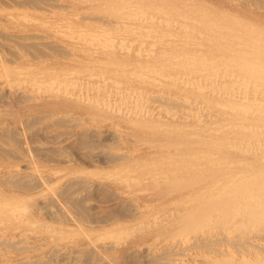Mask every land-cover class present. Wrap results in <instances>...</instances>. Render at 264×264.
<instances>
[{"label": "rangeland", "instance_id": "374dc122", "mask_svg": "<svg viewBox=\"0 0 264 264\" xmlns=\"http://www.w3.org/2000/svg\"><path fill=\"white\" fill-rule=\"evenodd\" d=\"M237 1L0 0V55L2 54L0 56V122L2 121V124L0 123V155L4 153L3 156H0V191H3L0 192V207L2 206L0 209V215H2L0 217V242L3 241L0 243L1 264H34V262H37L35 264H164L165 261L166 264H175V261L176 263L179 261V264H184V262L185 264H264V208L262 207L264 199L257 208H254L256 206L254 200L249 196L240 201L241 206L232 208L231 211L225 210L221 206H213L215 209L209 212L213 217L212 222L209 220L197 224V221L191 218L192 213H197L201 208L203 210V202H206L210 197L209 190H215L214 178L216 176L221 173L224 179L227 175L225 171L233 172V174L242 172L248 175L251 171L258 169L261 163H264L263 156L256 155L263 154L264 147L258 148V150L254 143L257 137L263 140V134L251 137L253 148L248 146L242 150L226 145L219 146V144L207 148L206 140L210 137L209 135L206 140L202 141L194 139L195 137L192 135L189 136L190 139L193 138L191 139L192 144L189 145L191 148L187 151L188 144L185 145V140H183V138L186 139L183 136L185 130L198 129L202 136L205 133L204 130H207L205 129L207 125L216 129L214 134L218 132L215 137L219 140L220 137H225L219 135L223 131L222 128L225 130V122L231 121L230 118L235 114V112L226 111L218 102L219 99L230 96L237 100L240 94L238 91L231 90L232 74L230 73L233 72V66L230 64L226 67L223 65V61L232 62L234 56L239 55L240 52L231 54L230 50L237 49L242 39L238 38V41L231 36L230 39L229 34L232 31H229L226 25L231 24L237 30L240 26L245 27V25L251 24V28L258 26L264 30V23L261 22L264 21V0ZM2 18L6 20H2ZM208 21L218 25L209 29L206 26ZM28 26L29 28H27ZM21 34L22 36H20ZM13 35L14 37H12ZM50 38L52 39L47 41ZM122 41H125V45ZM31 52L32 54H30ZM228 55L234 56L226 59L225 56ZM37 65L38 68H35ZM14 68L18 71H15ZM75 69L76 71H74ZM32 70H34L33 74ZM32 75L35 76L32 77ZM176 76L178 77L175 78ZM19 80L22 84L19 83ZM212 85L215 87L214 91L210 88ZM180 86L182 89L179 88ZM44 87L48 92L45 91L46 89L44 90ZM247 95L260 97L259 91L252 93V89L247 92ZM10 96H13L12 99ZM168 97L171 99H166ZM2 99H4V103L1 101ZM173 110L176 112L174 113ZM7 113H9L8 116ZM252 116L247 117V122L255 121L256 118ZM77 127L78 130H76ZM172 129L174 132H170ZM240 131L235 130L234 134L226 135H230L238 141L242 138V131ZM99 135L100 138H98ZM230 136L228 137L229 141H231ZM179 143L185 144L179 146ZM248 150H251L250 153ZM95 151L99 154H96ZM199 155H203L202 158ZM168 156L170 157L168 158ZM196 157L199 158L196 159ZM164 160L166 161L165 165V162H162ZM181 162L182 165L179 164ZM115 165L118 166L115 167ZM199 172L202 174L196 178ZM211 175H213L212 178H210ZM124 176L126 180H124ZM120 183L123 185L121 186ZM134 194L136 195L134 196ZM112 195L116 197L113 198ZM8 196H11V200ZM17 196L19 197L17 198ZM5 197L8 199L6 200ZM5 201H11V203H4ZM55 201L62 202V205ZM130 205L132 206L130 207ZM182 205L184 206L182 207ZM129 211L132 217L129 216ZM157 211L161 213L159 212V214ZM256 211L257 213L253 214ZM112 213L113 215H110ZM229 215L231 220L228 219ZM250 221L251 223H249ZM112 227L115 229H111ZM182 233L187 236H183ZM188 238L191 241L190 244L186 243ZM136 244L138 245L136 246ZM157 255L163 258H158ZM254 255L256 256L254 257ZM166 256L168 257L166 258ZM142 259L144 260L142 261ZM19 260L21 261L18 262ZM156 260L158 261L156 262Z\"/></svg>", "mask_w": 264, "mask_h": 264}, {"label": "bare ground", "instance_id": "6f19581e", "mask_svg": "<svg viewBox=\"0 0 264 264\" xmlns=\"http://www.w3.org/2000/svg\"><path fill=\"white\" fill-rule=\"evenodd\" d=\"M26 1V0H25ZM55 1V0H54ZM212 1V0H211ZM237 1V0H236ZM257 1V0H256ZM205 2V1H204ZM203 2V3H204ZM218 2V1H217ZM226 2H228V1H226ZM225 2V3H226ZM238 2V1H237ZM249 2V1H248ZM134 3V2H133ZM207 3V2H206ZM214 3V2H213ZM212 3V4H213ZM250 3V2H249ZM257 3V2H256ZM2 4V3H1ZM8 4V3H7ZM14 4V3H13ZM32 4V3H31ZM38 4V3H37ZM40 4H41V2H40ZM48 4H50V3H48ZM127 4V3H126ZM130 4H132V3H130ZM46 5V4H45ZM74 5V4H73ZM13 6V5H12ZM15 6H17V5H15ZM80 6H82V5H80ZM132 6V5H131ZM219 6V5H218ZM245 6H246V4H245ZM23 7V6H22ZM49 7V6H48ZM82 7H84V6H82ZM143 7V6H142ZM193 7V6H192ZM227 7V6H226ZM229 7V6H228ZM259 7V6H258ZM5 8V7H4ZM7 8V7H6ZM5 8V9H6ZM18 9H19V7H17ZM21 8V7H20ZM75 8H77V7H75ZM260 8H263V7H260ZM16 9V8H15ZM137 9V8H136ZM34 10V9H33ZM60 10V9H59ZM134 10H135V8H134ZM201 10V9H200ZM208 10V9H207ZM233 10V9H232ZM253 10H255V9H253ZM262 10V9H261ZM2 11H4L3 9H2ZM7 11H9L8 9H7ZM36 11V10H35ZM47 11V10H46ZM118 11V10H117ZM131 11V10H130ZM138 11V10H137ZM142 11V10H141ZM156 11H158V10H156ZM203 11V10H202ZM231 11V10H230ZM140 12V11H139ZM247 12V11H246ZM7 13V12H6ZM49 13V12H48ZM64 13V12H63ZM135 13H138V12H135ZM163 13H164V11H163ZM234 14V13H233ZM254 14H256V13H254ZM4 15V14H3ZM17 15V14H16ZM59 15V14H58ZM242 15V14H241ZM256 15H258V14H256ZM5 16V15H4ZM61 16V15H60ZM154 16V15H153ZM260 16V15H259ZM235 17V16H234ZM56 18V17H55ZM58 18V17H57ZM64 18V17H63ZM68 18V17H67ZM239 18V17H238ZM249 18H251V17H249ZM257 18V17H256ZM5 19V18H4ZM3 18H2V20H4ZM234 19V18H233ZM6 20V19H5ZM37 20V19H36ZM57 20V19H56ZM63 20V19H62ZM61 20V21H62ZM240 20V19H239ZM257 20V19H256ZM10 21V20H9ZM47 21V20H46ZM156 21H157V19H156ZM174 21V20H173ZM194 21V20H193ZM235 21H236V18H235ZM242 21V20H241ZM12 22V21H11ZM52 22H54V21H52ZM129 22H131V21H129ZM261 22H263L264 23V21H261ZM14 23H15V21H14ZM134 23V22H133ZM17 24V23H16ZM22 24H24V23H22ZM132 24V23H131ZM168 24V23H167ZM174 24V23H173ZM20 25V24H19ZM117 25V24H116ZM161 25V24H160ZM218 24H216V23H214V22H210V21H208L207 23H206V26L209 28V29H212V28H214V26H217ZM251 25V24H250ZM250 25H245V27H242V26H240V24H239V29H237V30H235L234 29V26H232L231 24H229V25H226L227 26V28L229 29V31H232L230 34H229V38H230V36L232 37V38H236V39H242L240 42H239V47L237 48V49H235V50H230V51H232L231 52V54L233 53H237V52H240L239 53V55L238 56H234V55H228V56H225L226 57V59L228 58V57H230V56H234V60L232 61V62H230V61H223V65H225L226 67L227 66H229L230 64L233 66V72L232 73H230V74H232V77H231V82H232V91H238V92H240V94H239V98L237 99V100H235L233 97H228V98H222V99H219L218 100V102L220 103V105L223 107V108H225V110L227 111H230V112H235V114L230 118L231 119V121H228V122H225V130H224V128H222L223 129V131H221V133L219 134L220 136H222V135H224L225 137H218L219 138V140L218 139H216V137H215V135H216V133L218 134V132H216L215 134H214V132L216 131V129H212V127H210L209 125H207V127L205 128V129H207V130H204L205 131V133H203L204 135H202L201 136V132L199 131L198 132V129H196V130H192V131H188V130H185L184 132H183V136L186 138V139H184L183 138V140H185V143H182V144H185V145H187L188 147H186V149H187V151H189L190 149L189 148H191L189 145L190 144H192V140L191 139H193V138H191L190 139V137L189 136H194L195 138L194 139H200L201 141L202 140H206V138L208 137V135L210 136L206 141V143H207V145H206V147L207 148H209L210 146H213L214 144L215 145H218L219 144V146H221V145H226L227 147H231V148H239V149H244L245 147H248V146H251V137H254V136H258L259 134H263L264 135V30H262L261 28H259L258 26H255V27H253V28H251L250 27ZM249 26V27H248ZM25 27V26H24ZM36 27V26H35ZM151 27V26H150ZM164 27H165V25H164ZM180 27V26H179ZM27 28H29V26L27 27ZM56 28V27H55ZM186 28V27H185ZM22 29V28H21ZM36 29V28H35ZM42 29H44V28H42ZM52 29V28H51ZM22 30H24V29H22ZM26 30V29H25ZM205 30V29H204ZM21 31V30H20ZM30 31V30H29ZM55 31V30H54ZM206 31V30H205ZM19 32V31H18ZM44 32V31H43ZM48 32V31H47ZM103 32V31H102ZM165 32V31H164ZM199 32V31H198ZM70 33H72V32H70ZM104 33V32H103ZM108 33V32H107ZM26 34V33H25ZM67 34V33H66ZM87 34V33H86ZM105 34V33H104ZM111 34V33H110ZM110 34H108V35H110ZM176 34V33H175ZM187 34V33H186ZM201 34V33H200ZM24 35V34H23ZM39 35V34H38ZM45 35V34H44ZM50 35V34H49ZM102 35V34H101ZM145 35V34H144ZM162 35V34H161ZM11 36V35H10ZM20 36H22V34L20 35ZM35 36V35H34ZM34 36H32V37H34ZM119 36V35H118ZM167 36H169L170 37V35H167ZM8 37V36H7ZM12 37H14V35L12 36ZM38 37V36H37ZM109 37V36H108ZM10 38V37H9ZM36 38V37H35ZM42 38V37H41ZM112 38V37H111ZM172 38H174V37H172ZM2 39V38H1ZM19 39V38H18ZM25 39H26V36H25ZM29 39V38H28ZM34 39V38H33ZM37 39V38H36ZM45 39V38H44ZM52 38H50L49 40H47V41H50ZM89 39V38H88ZM231 39V38H230ZM239 39H238V41H239ZM13 40V39H12ZM15 40V39H14ZM134 40H135V38H134ZM141 40V39H140ZM11 41V40H10ZM63 41V40H62ZM114 41V40H113ZM136 41V40H135ZM169 41V40H168ZM34 42V41H33ZM32 42V43H33ZM37 42H39V41H37ZM36 42V43H37ZM54 42V41H53ZM74 42V41H73ZM99 42V41H98ZM119 42V41H118ZM123 42V41H122ZM125 42V41H124ZM124 42H123V44H124ZM225 42V41H224ZM2 43V42H1ZM13 43V42H12ZM15 43V42H14ZM13 43V44H14ZM27 43V42H26ZM35 43V44H36ZM43 43V42H42ZM56 43V42H55ZM120 43V42H119ZM147 43V42H146ZM186 43V42H185ZM30 44V43H29ZM29 44H27V45H29ZM44 44V43H43ZM46 44H47V42H46ZM51 44V43H50ZM149 44H150V42H149ZM164 44V43H163ZM8 45V44H7ZM16 45V44H15ZM26 45V44H25ZM32 45V44H31ZM63 45V44H62ZM125 45V44H124ZM123 45V46H124ZM140 45V44H139ZM185 45V44H184ZM190 45V44H189ZM192 45V44H191ZM9 46H11V45H9ZM52 46V45H51ZM61 46V45H60ZM65 46V45H64ZM138 46V45H137ZM14 47V46H13ZM37 47V46H36ZM46 47V46H45ZM54 47H57V46H54ZM112 47V46H111ZM141 47V46H140ZM150 47V46H149ZM215 47V46H214ZM58 48V47H57ZM62 48H64V47H62ZM159 48V47H158ZM16 49V48H15ZM18 49V48H17ZM21 50H22V48H20ZM28 49V48H27ZM27 49H26V51H27ZM30 49V48H29ZM42 49V48H41ZM56 49V48H55ZM125 49V48H124ZM142 49H143V47H142ZM194 49V48H193ZM225 49V48H224ZM24 50V49H23ZM37 50V49H36ZM40 50V49H39ZM63 50V49H62ZM148 50V49H147ZM181 50V49H180ZM199 50V49H198ZM6 51V50H5ZM9 51V50H8ZM59 51V50H58ZM61 51V50H60ZM64 51V50H63ZM144 51H146V50H144ZM35 52H38V51H35ZM41 52V51H40ZM46 52V51H45ZM53 52V51H52ZM133 52H135V51H133ZM213 52V51H212ZM7 53V52H6ZM47 53H49V52H47ZM54 53H55V51H54ZM58 52L56 51V54H57ZM72 53H73V51H72ZM160 53V52H159ZM10 54H12V53H10ZM30 54H32V52L30 53ZM29 54V55H30ZM52 54V53H51ZM60 54V53H59ZM59 54H58V56H59ZM82 54V53H81ZM113 54V53H112ZM137 54V53H136ZM2 55V54H1ZM0 55V56H1ZM19 55V54H18ZM50 55V54H49ZM65 55V54H64ZM72 55V54H71ZM138 55V54H137ZM145 55V54H144ZM186 55V54H185ZM9 56V55H8ZM27 56V55H26ZM42 56V55H41ZM40 56V57H41ZM54 56H57V55H54ZM57 56V57H58ZM82 56V55H81ZM140 56V55H139ZM25 57V56H24ZM51 57H52V55H51ZM56 57V58H57ZM85 57V56H84ZM193 57V56H192ZM225 57H224V59H225ZM1 58V57H0ZM4 58V57H3ZM7 58V57H6ZM13 58V57H12ZM16 58V57H15ZM44 58V57H43ZM48 58H49V56H48ZM55 58V59H56ZM63 58V57H62ZM61 58V59H62ZM74 58V57H73ZM174 58V57H173ZM184 58V57H183ZM9 59V58H8ZM17 59V58H16ZM58 59V58H57ZM10 60V59H9ZM47 60V59H46ZM64 60V59H63ZM62 60V61H63ZM66 60V59H65ZM81 60V59H80ZM142 60V59H141ZM4 61V60H3ZM119 61V60H118ZM34 62V61H33ZM38 62V61H37ZM37 62H36V64H37ZM88 62V61H87ZM35 63V62H34ZM33 63V64H34ZM41 63V62H40ZM53 63H54V61H53ZM61 63V62H60ZM135 63V62H134ZM171 63V62H170ZM200 63V62H199ZM39 64V63H38ZM62 64V63H61ZM71 64H73V63H71ZM99 64V63H98ZM146 64V63H145ZM50 65V64H49ZM82 65V64H81ZM88 65V64H87ZM122 65V64H121ZM120 65V66H121ZM139 65V64H138ZM153 65V64H152ZM187 65H189L188 63H187ZM186 65V66H187ZM21 66V65H20ZM45 66V65H44ZM53 66V65H52ZM76 67H77V65H75ZM74 66V67H75ZM79 66V65H78ZM97 66V65H96ZM111 66V65H110ZM129 66V65H128ZM192 66V65H191ZM22 67V66H21ZM50 67V66H49ZM64 67V66H63ZM70 67V66H69ZM94 67V66H93ZM98 67V66H97ZM175 67V66H174ZM202 67V66H201ZM10 68V67H9ZM35 68H38V65H37V67H35ZM41 68V67H40ZM43 68V67H42ZM41 68V69H42ZM47 68V67H46ZM53 68V67H52ZM62 68V67H61ZM60 68V69H61ZM85 68H86V66H85ZM100 68H102V67H100ZM105 68V67H104ZM141 68V67H140ZM144 68V67H143ZM3 69H4V67H3ZM13 69V68H12ZM15 69V68H14ZM27 69V68H26ZM40 69V70H41ZM45 69V68H44ZM43 69V70H44ZM48 69V68H47ZM46 69V70H47ZM74 69V68H73ZM82 69V68H81ZM98 69V68H97ZM107 69V68H106ZM131 69H133V68H131ZM146 69V68H145ZM162 69V68H161ZM229 69V68H228ZM227 69V70H228ZM231 69V68H230ZM10 70V69H9ZM17 69H15V71H16ZM30 70H31V67H30ZM40 70H38V71H40ZM59 70V69H58ZM62 70H63V68H62ZM61 70V71H62ZM64 70H66V69H64ZM79 70V69H78ZM77 70V71H78ZM87 70V69H86ZM85 70V71H86ZM110 70H112V69H110ZM123 70H124V67H123ZM147 70V69H146ZM150 70V69H149ZM154 70V69H153ZM6 72H7V70H5ZM18 71V70H17ZM22 71V70H21ZM21 71H19V72H21ZM34 70H32L31 71V73L33 72ZM37 71V70H36ZM35 71V72H36ZM55 71V70H54ZM74 71H76V69L74 70ZM113 71H114V69H113ZM126 71V70H125ZM124 71V72H125ZM136 71V70H135ZM156 71V70H155ZM23 73H24V71H22ZM28 72H29V70H28ZM40 72H42V71H40ZM58 72V71H57ZM67 72H70V71H67ZM72 72V71H71ZM83 72V71H82ZM87 72H88V70H87ZM97 72V71H96ZM101 72V71H100ZM116 72H118L117 70H116ZM128 72V71H127ZM126 72V73H127ZM133 72V71H132ZM131 72V73H132ZM151 72V71H150ZM154 72V71H153ZM152 72V73H153ZM178 72V71H177ZM23 73H22V76H24L23 75ZM30 73V72H29ZM38 73V72H37ZM36 73V74H37ZM78 73H80V72H78ZM141 73H143L142 71H141ZM167 73V72H166ZM227 73H229V72H227ZM226 73V74H227ZM1 74H3V73H1ZM27 74V73H26ZM25 74V75H26ZM33 74V73H32ZM41 74V73H40ZM49 74H50V70H49ZM54 74V73H53ZM55 74H56V72H55ZM64 74V73H63ZM62 74V75H63ZM66 74V73H65ZM92 74V73H91ZM104 74V73H103ZM110 74V73H109ZM114 74V73H113ZM130 74V73H129ZM161 74V73H160ZM176 74H178V73H176ZM183 74V73H182ZM17 75H18V73H17ZM20 75V74H19ZM44 75V74H43ZM72 75V74H71ZM98 75V74H97ZM112 75V74H111ZM139 75V74H138ZM156 75H157V72H156ZM163 75V74H162ZM170 75V74H169ZM174 75V74H173ZM222 75V74H221ZM3 76V75H2ZM35 75H32V77H34ZM37 76V75H36ZM46 76V75H45ZM44 76V77H45ZM47 76H49V75H47ZM46 76V77H47ZM54 76V75H53ZM67 76V75H66ZM65 76V77H66ZM69 76V75H68ZM85 76V75H84ZM89 76V75H88ZM91 76V75H90ZM146 76V75H145ZM167 76V75H166ZM171 76V75H170ZM223 76V75H222ZM231 76V75H230ZM19 77V76H18ZM28 77V76H27ZM58 77V76H57ZM59 77H60V73H59ZM58 77V78H59ZM63 77V76H62ZM140 77V76H139ZM154 77H156V76H154ZM165 77V76H164ZM172 77V76H171ZM178 76H176L175 78H177ZM5 78V77H4ZM3 78V79H4ZM23 78H25V77H23ZM36 78V77H35ZM39 78V77H38ZM52 78V77H51ZM54 78V77H53ZM69 78V77H68ZM73 78V77H72ZM75 78V77H74ZM84 78V77H83ZM144 78V77H143ZM158 78V77H157ZM165 78H167V77H165ZM19 79V78H18ZM17 79V80H18ZM27 79V78H26ZM31 79V78H30ZM40 79H42V77H40ZM44 79V78H43ZM64 79V78H63ZM63 79H61V80H63ZM67 79V78H66ZM77 79V78H76ZM80 79H82V78H80ZM86 79V78H85ZM148 79H150L149 77H148ZM154 79V78H153ZM152 79V80H153ZM219 79V78H218ZM7 80V79H6ZM11 80V79H10ZM34 80V78L32 79V81ZM37 80V79H36ZM50 80V79H49ZM48 80V81H49ZM68 80V79H67ZM71 80V79H70ZM79 80V79H78ZM151 80V79H150ZM171 80V79H170ZM176 80V79H175ZM194 80V79H193ZM204 80V79H203ZM8 81V80H7ZM20 81V80H19ZM24 81H25V79H24ZM31 81V82H32ZM35 81V80H34ZM33 81V82H34ZM51 81H53V80H51ZM57 81V80H56ZM64 81V80H63ZM159 81V80H158ZM180 81V80H179ZM26 82V81H25ZM28 82V81H27ZM37 82V81H36ZM55 82V81H54ZM67 82V81H66ZM115 82V81H114ZM127 82V81H126ZM188 82V81H187ZM212 82V81H211ZM223 82V81H222ZM15 83H17V82H15ZM19 83H21L22 84V82L20 81ZM39 83V82H38ZM43 83V82H42ZM89 83H91V82H89ZM129 83V82H128ZM150 83V82H149ZM164 83V82H163ZM168 83H170V82H168ZM177 83V82H176ZM219 83V82H218ZM228 83V82H227ZM18 84V83H17ZM45 84V83H44ZM47 84V83H46ZM62 84V83H61ZM60 84V85H61ZM125 84V83H124ZM158 84V83H157ZM159 84H160V82H159ZM158 84V85H159ZM178 84V83H177ZM187 84V83H186ZM196 84V83H195ZM212 84V83H211ZM16 85V84H15ZM31 85H32V83H31ZM31 85H29V86H31ZM34 85H36V84H34ZM34 85H33V87H34ZM72 85V84H71ZM76 85V84H75ZM163 85V84H162ZM176 85V84H175ZM188 85V84H187ZM218 85V84H217ZM222 85V84H221ZM68 86V85H67ZM85 86V85H84ZM161 86V85H160ZM171 86V85H170ZM173 86V85H172ZM183 86V85H182ZM208 86V85H207ZM215 86H216V84H215ZM230 86V87H231ZM6 87V86H5ZM32 87V86H31ZM52 87H53V85H52ZM51 87V88H52ZM82 87V86H81ZM86 87V86H85ZM144 87V86H143ZM157 87V86H156ZM163 87H164V85H163ZM184 87V86H183ZM205 87V86H204ZM217 87V86H216ZM219 87V86H218ZM3 88V87H2ZM37 88V87H36ZM40 88V87H39ZM74 88V87H73ZM179 88H181V86L179 87ZM211 89H213V91L215 90L214 88V85H212L211 87H210ZM12 89V88H11ZM17 89V88H16ZM46 89V90H45ZM49 89H50V87H49ZM57 89V88H56ZM121 89V88H120ZM150 89V88H149ZM158 89H160V88H158ZM165 89V88H164ZM168 89V88H167ZM182 89V88H181ZM188 89V88H187ZM191 89V88H190ZM189 89V90H190ZM219 89H220V87H219ZM226 89H229L228 87H226ZM250 89H252V93H258V91H259V93H260V97H254V96H252V97H249L248 95H247V92L250 90ZM15 90V89H14ZM26 90V89H25ZM42 90V89H41ZM44 90L45 91H47V88L46 87H44ZM151 90V89H150ZM197 90V89H196ZM203 90V89H202ZM2 91V90H1ZM8 91V90H7ZM12 91V90H11ZM204 91V90H203ZM21 92H22V90H21ZM37 92V91H36ZM48 92V91H47ZM50 92V91H49ZM73 92V91H72ZM124 92H125V90H124ZM146 92V91H145ZM161 92V91H160ZM196 92V91H195ZM202 92V91H201ZM225 92V91H224ZM237 92V93H238ZM46 93V92H45ZM52 93V92H51ZM67 93V92H66ZM140 93V92H139ZM167 93V92H166ZM175 93V92H174ZM11 94V93H10ZM23 94V93H22ZM61 94V93H60ZM68 94V93H67ZM77 94V93H76ZM5 95V94H4ZM17 95V94H16ZM19 95V94H18ZM24 95H25V93H24ZM36 95V94H35ZM49 95V94H48ZM63 95V94H62ZM61 95V96H62ZM182 95V94H181ZM20 96V95H19ZM27 96H30V95H27ZM27 96H25L26 98H27ZM60 96V95H59ZM79 96V95H78ZM136 96V95H135ZM141 96V95H140ZM179 96V95H178ZM183 96V95H182ZM188 96V95H187ZM198 96V95H197ZM201 96V95H200ZM11 97V96H10ZM10 97H8V98H10ZM13 97V96H12ZM12 97H11V99H12ZM24 97V98H25ZM39 97V96H38ZM146 97V96H145ZM170 97V96H169ZM169 97L168 98H166V99H169ZM193 97V96H192ZM238 97V96H237ZM67 98V97H66ZM66 98H64V99H66ZM111 98V97H110ZM142 98V97H141ZM88 99V98H87ZM146 99V98H145ZM159 99V98H158ZM171 99V98H170ZM169 99V100H170ZM4 99H2L1 101H3ZM26 100V99H25ZM71 100V99H70ZM114 100V99H113ZM151 100V99H150ZM200 100V99H199ZM223 100V101H222ZM8 101V100H7ZM6 101V102H7ZM17 101V100H16ZM15 101V103H18V102H16ZM108 101V100H107ZM147 101V100H146ZM151 101H153V100H151ZM188 101V100H187ZM202 101V100H201ZM5 101H3V103H4ZM13 102V101H12ZM21 102V101H20ZM100 102V101H99ZM142 102V101H141ZM172 102V101H171ZM175 102V101H174ZM10 103V102H9ZM25 103V102H24ZM40 103H42V102H40ZM55 103V102H54ZM108 103V102H107ZM137 103V102H136ZM169 103V102H168ZM186 103V102H185ZM195 103H196V101H195ZM33 104V103H32ZM35 104V103H34ZM43 104V103H42ZM122 104V103H121ZM173 104V103H172ZM181 104V103H180ZM15 105V104H14ZM23 105H27V104H23ZM44 105V104H43ZM105 105V104H104ZM124 105H125V103H124ZM138 105V104H137ZM17 106V105H16ZM210 106V105H209ZM212 106V105H211ZM15 107V106H14ZM22 107H24V106H22ZM28 107V106H27ZM162 107V106H161ZM1 108V107H0ZM19 108H20V106H19ZM45 108V107H44ZM47 108H49V107H47ZM110 108V107H109ZM185 108V107H184ZM211 108V107H210ZM112 109V108H111ZM127 109V108H126ZM166 109V108H165ZM190 109V108H189ZM197 109V108H196ZM216 109V108H215ZM7 110V109H6ZM5 110V111H6ZM77 110V109H76ZM130 110V109H129ZM128 110V111H129ZM178 110V109H177ZM184 110H187V109H184ZM198 110H199V108H198ZM126 111V110H125ZM124 111V112H125ZM150 111V110H149ZM215 111V110H214ZM217 111V110H216ZM220 111V110H219ZM9 112H10V110H9ZM167 112V111H166ZM173 112H174V110H173ZM176 112V111H175ZM174 112V113H175ZM196 112V111H195ZM221 112V111H220ZM13 113V112H12ZM15 113V112H14ZM22 113V112H21ZM75 113V112H74ZM80 113H82V112H80ZM130 113V112H129ZM208 113V112H207ZM223 113V112H222ZM2 114H3V112H2ZM8 114L9 113H7L6 115L8 116ZM23 114V113H22ZM55 114V113H54ZM66 114V113H65ZM139 114V113H138ZM185 114V113H184ZM183 114V115H184ZM4 115V114H3ZM13 115V114H12ZM40 115V114H39ZM49 115V114H48ZM86 115V114H85ZM175 115V114H174ZM223 115H224V113H223ZM226 115V114H225ZM229 115V114H228ZM252 115H254V116H252ZM10 116V115H9ZM189 116V115H188ZM187 116V117H188ZM193 116V115H192ZM227 116V115H226ZM248 116H252L253 118H256L255 119V121H252V122H247V117ZM1 117V116H0ZM51 117V116H50ZM176 117V116H175ZM181 117V116H180ZM195 117V116H194ZM229 117V116H228ZM44 118V117H43ZM56 118V117H55ZM58 118V117H57ZM172 119H173V117H171ZM207 118V117H206ZM25 119V118H24ZM28 119V118H27ZM251 119V118H250ZM48 120V119H47ZM71 120V119H70ZM198 120V119H197ZM210 120V119H209ZM65 121H67V120H65ZM65 121H63V122H65ZM88 121V120H87ZM249 121V120H248ZM2 122V121H1ZM0 122V123H1ZM33 122H35V121H33ZM47 122V121H46ZM56 122H57V120H56ZM55 122V123H56ZM239 122V123H238ZM83 123V122H82ZM2 124V123H1ZM81 124V123H80ZM95 124V123H94ZM39 125V124H38ZM73 125V124H72ZM87 125V124H86ZM106 125V124H105ZM104 125V126H105ZM211 125H213V124H211ZM4 126V125H3ZM49 126V125H48ZM58 126V125H57ZM62 126V125H61ZM114 126V125H113ZM129 126V125H128ZM190 126H192V125H190ZM53 127V126H52ZM85 127V126H84ZM83 127V128H84ZM122 127V126H121ZM127 127V126H126ZM170 127V126H169ZM1 128V127H0ZM86 128V127H85ZM96 128V127H95ZM101 128V127H100ZM99 128V129H100ZM91 129V128H90ZM134 129V128H133ZM217 129H218V127H217ZM76 130H78V127H77V129ZM145 130V129H144ZM235 130H237V131H239V130H241L240 132H241V134H242V138L241 139H239L238 141H236V138H234V137H232V136H230L231 138H229L231 141H229L228 140V135H226V134H234V132H235ZM27 131V130H26ZM87 131V130H86ZM203 131V132H204ZM97 132V131H96ZM170 132H174V129H172V130H170ZM169 132V133H170ZM240 132H238V133H240ZM142 133V132H141ZM168 133V132H167ZM237 133V134H238ZM27 134V133H26ZM155 134V133H154ZM14 135V134H13ZM64 135V134H63ZM62 135V136H63ZM81 135V134H80ZM96 135V134H95ZM94 135V136H95ZM96 136H98V135H96ZM165 136V135H164ZM178 136V135H177ZM66 137V136H65ZM93 137V136H92ZM110 137V136H109ZM117 137V136H116ZM151 137V136H150ZM215 137V138H214ZM227 137V138H226ZM7 138V137H6ZM57 138V137H56ZM67 138V137H66ZM98 138H100V135H99V137ZM98 138H95V139H98ZM158 138V137H157ZM156 138V139H157ZM163 138V137H162ZM166 138H168V137H166ZM170 138V137H169ZM8 140H9V138H7ZM63 139V138H62ZM114 139V138H113ZM175 139V138H174ZM178 139V138H177ZM182 139V138H181ZM255 139V138H254ZM253 139V140H254ZM20 140V139H19ZM58 140V139H57ZM94 140V139H93ZM131 140V139H130ZM27 141H28V139H27ZM56 141V140H55ZM102 142H103V140H101ZM111 141V140H110ZM118 141V140H117ZM255 142V147H257V149L258 148H261L262 149V147H264V139L262 140V139H260V138H256V140H254ZM15 142V141H14ZM61 142V141H60ZM60 142H59V144H60ZM99 142V141H98ZM195 142V141H194ZM13 143V142H12ZM81 143V142H80ZM107 143V142H106ZM119 143H120V141H119ZM198 143V142H197ZM3 144V143H2ZM11 144V143H10ZM30 144V143H29ZM46 144V143H45ZM48 144V143H47ZM98 144V143H97ZM104 144V143H103ZM112 144H113V142H112ZM182 144H178L179 146H181ZM200 144V143H199ZM253 144V143H252ZM99 145V144H98ZM100 145H101V143H100ZM114 145V144H113ZM116 145H118V144H116ZM134 145H135V143H134ZM195 145V144H194ZM30 146V145H29ZM32 146V145H31ZM36 146V145H35ZM108 146V145H107ZM154 146V145H153ZM27 147V146H26ZM150 147V146H149ZM252 148L254 147V146H251ZM250 147V148H251ZM54 148V147H53ZM107 148H109V147H107ZM129 148V147H128ZM220 148V147H219ZM29 149V148H28ZM31 149V148H30ZM40 149V148H39ZM42 149V148H41ZM136 149V148H135ZM140 149V148H139ZM146 149H147V147H146ZM161 149V148H160ZM185 149V148H184ZM162 150V149H161ZM166 150H167V148H166ZM172 150V149H171ZM174 150H175V148H174ZM182 150H183V148H182ZM256 150V149H255ZM259 150V149H258ZM98 151V150H97ZM111 152H112V150H110ZM114 151V150H113ZM118 151V150H117ZM116 151V152H117ZM120 151V150H119ZM128 151V150H127ZM144 151V150H143ZM152 151V150H151ZM155 151V150H154ZM160 151V150H159ZM173 151V150H172ZM186 151V152H187ZM249 151V150H248ZM247 151V152H248ZM251 151V150H250ZM250 151H249V153H250ZM96 152V151H95ZM100 152V151H99ZM107 152V151H106ZM115 152V153H116ZM134 152V151H133ZM145 152V151H144ZM182 152V151H181ZM180 152V153H181ZM185 152V153H186ZM215 152V151H214ZM222 152V151H221ZM244 152V151H243ZM253 152H254V150H253ZM255 152H257V150L255 151ZM1 153V152H0ZM138 153H140L139 151H138ZM153 153V152H152ZM169 153H171V152H169ZM189 153V152H188ZM191 153H193V152H191ZM224 153V152H223ZM4 154V153H3ZM3 154H1L2 156H3ZM96 154H99V153H97L96 152ZM103 154V153H102ZM102 154H100V156H102ZM105 154V153H104ZM103 154V155H104ZM108 154V153H107ZM111 154V153H110ZM118 154V153H117ZM150 154V153H149ZM162 154V153H161ZM165 154V153H164ZM175 154V153H174ZM216 154V153H215ZM218 154V153H217ZM244 154V153H243ZM243 154H242V156H243ZM255 154V153H254ZM0 155V156H1ZM6 155V154H5ZM109 155V154H108ZM145 155V154H144ZM146 155H148L147 153H146ZM156 155V154H155ZM173 155V154H172ZM187 155V154H186ZM191 155V154H190ZM223 155V154H222ZM256 155H258V156H263V158H264V153L263 154H256ZM99 156V155H98ZM121 156H123V155H121ZM127 156H129V155H127ZM126 156V157H127ZM131 156V155H130ZM137 156V155H136ZM140 156V155H139ZM149 156H151V155H149ZM164 156V155H163ZM200 157L201 156H203V155H199ZM218 156H220V155H218ZM247 156V155H246ZM251 156V155H250ZM11 157V156H10ZM117 157V156H116ZM119 157V156H118ZM117 157V158H118ZM125 157V156H124ZM146 157V156H145ZM170 156H168V158H169ZM4 159H5V157H3ZM12 158V157H11ZM99 158V157H98ZM105 158V157H104ZM134 158V157H133ZM137 157H135V159H136ZM141 158V157H140ZM142 158H144L143 156H142ZM148 158H150V157H148ZM176 158V157H175ZM197 158H199V157H196V159ZM202 158V157H201ZM251 158H253V157H251ZM254 158H255V156H254ZM2 159V158H1ZM109 159V158H108ZM113 159V158H112ZM127 159V158H126ZM145 159V158H144ZM152 159H153V157H152ZM156 159V158H155ZM180 159V158H179ZM117 160V159H116ZM116 160H114V161H116ZM137 160V159H136ZM142 160V159H141ZM141 160H139V161H141ZM110 161H111V157H110ZM133 161V160H132ZM167 161H169V160H167ZM178 161V160H177ZM127 162V161H126ZM162 162H165L164 163V165L166 164V161L164 160V161H162ZM162 162H161V165H163L162 164ZM173 162H175V161H173ZM110 163V162H109ZM117 163V162H116ZM130 163H131V161H130ZM130 163H128L129 165L128 166H130ZM136 164H137V162H135ZM158 163H160V162H158ZM157 163V164H158ZM121 164V163H120ZM120 164H119V166H120ZM124 164V163H123ZM135 164V165H136ZM142 164V163H141ZM144 164V163H143ZM146 164V163H145ZM148 164H150V163H148ZM151 164H153V163H151ZM170 164V163H169ZM172 164V163H171ZM175 164V163H174ZM178 164V163H177ZM179 164H181L182 165V162L181 163H179ZM184 164V163H183ZM190 164V163H189ZM131 165H132V163H131ZM191 165V164H190ZM4 166V165H3ZM116 166H118V165H115V167ZM137 166V165H136ZM151 166V165H150ZM149 166V167H150ZM157 166V165H156ZM167 166V165H166ZM192 166V165H191ZM227 166V165H226ZM109 167V166H108ZM120 167H122V166H120ZM125 167V166H124ZM145 167H148V166H145ZM159 167H161V166H159ZM203 167V166H202ZM107 168V167H106ZM114 168V167H113ZM118 168V167H117ZM127 168V167H126ZM132 168V167H131ZM134 168V167H133ZM257 168V167H256ZM112 169V168H111ZM135 169V168H134ZM134 169H132V170H134ZM143 169V168H142ZM149 169H151V168H149ZM238 169V168H237ZM242 169V168H241ZM140 170V169H139ZM249 170V169H248ZM251 170V169H250ZM112 171V170H111ZM131 171V170H130ZM239 171V170H238ZM6 172V171H5ZM13 172V171H12ZM20 172V171H19ZM119 172V171H118ZM120 172H123V173H125L124 171H120ZM127 172V171H126ZM132 172V171H131ZM130 172V173H131ZM146 172V171H145ZM202 172V171H201ZM250 172V171H249ZM107 173H109V172H107ZM129 173V174H130ZM135 173V172H134ZM7 174V173H6ZM11 174V173H10ZM13 174V173H12ZM16 174V173H15ZM120 174H122V173H120ZM163 174H165V173H163ZM200 174H202V173H197V175H196V178H199L200 177ZM211 174V173H210ZM225 174H227V175H225V178L223 179L222 178V174L220 173L219 174V176H216L217 177V180H216V177L214 178L215 179V186H216V188H215V190H209V192L208 193H210V194H208V195H210V197L209 198H207V200H206V202H203V205H202V207H203V210H202V208L201 209H198V211H197V213H192V217L191 218H194L195 219V221H197V224L200 222V223H203V222H206V221H213V217H211L210 216V214H209V212L210 211H213L215 208L213 207V206H221V207H223V209H225V210H230L231 211V209L232 208H238L239 206H241L240 205V201L242 200V199H244L246 196H249V198L250 199H253L254 200V204L256 205L254 208H257L260 204H261V202H263V199H264V163H261V166L258 168V169H255L254 171H251L248 175H246L245 173H242V172H235L234 174H233V172L232 173H228V172H226L225 171ZM19 175V174H18ZM124 175V174H123ZM127 175V174H126ZM133 175V174H132ZM14 176V175H13ZM13 176H12V178H13ZM17 176V175H16ZM115 176V175H114ZM151 176H152V174H151ZM212 176L213 175H211V177L210 178H212ZM221 176V178H218V177H220ZM3 177V176H2ZM29 177V176H28ZM79 177V176H78ZM130 177H131V175H130ZM224 177V176H223ZM8 178V177H7ZM76 178V177H75ZM83 178V177H82ZM120 178V177H119ZM152 178V177H151ZM193 178V177H192ZM25 179V178H24ZM79 179V178H78ZM81 179V178H80ZM120 179H122V178H120ZM129 179V178H128ZM141 179V178H140ZM160 179V178H159ZM163 179V178H162ZM213 179V180H214ZM221 179H222V181H221ZM9 180V179H8ZM32 180H34L33 178H32ZM31 180V181H32ZM36 180V179H35ZM74 180V179H73ZM117 180H118V177H117ZM124 180H126V178H125V176H124ZM136 180V179H135ZM164 180V179H163ZM2 181V180H1ZM24 181V180H23ZM30 181V180H29ZM39 181V180H38ZM78 181H80V180H78ZM85 181V180H84ZM115 181V180H114ZM132 181V180H131ZM145 181V180H144ZM152 181H153V179H152ZM220 181V182H219ZM21 182H22V179H21ZM71 182H72V180H71ZM125 182V181H124ZM128 182V181H127ZM210 182V181H209ZM212 182V181H211ZM3 183V182H2ZM7 183V182H6ZM13 183V182H12ZM18 183V182H17ZM77 183V182H76ZM114 183V182H113ZM133 183L135 184V182L133 181ZM208 183V182H207ZM121 184V183H120ZM10 185H12L11 183H10ZM15 185V184H14ZM83 185V184H82ZM100 185V184H99ZM123 184H121V186H122ZM129 185V184H128ZM137 185V184H136ZM135 185V186H136ZM25 186V185H24ZM23 186V187H24ZM35 186V185H34ZM71 186V185H70ZM80 186V185H79ZM79 186H77V187H79ZM104 186V185H103ZM16 188H17V186H15ZM73 187V186H72ZM71 187V188H72ZM76 187V186H75ZM76 187V188H77ZM129 187H131V186H129ZM197 187V186H196ZM205 187H206V185H205ZM208 187V186H207ZM211 187H213V186H211ZM135 188V187H134ZM156 188V187H155ZM195 188V187H194ZM203 189H204V187H202ZM19 189V188H18ZM65 189V188H64ZM70 189V188H69ZM101 189H102V187H101ZM100 189V190H101ZM129 189V188H128ZM213 189V188H212ZM24 190V189H23ZM67 190V189H66ZM79 190V189H78ZM131 190V189H130ZM132 190H133V188H132ZM136 190H137V188H136ZM199 190V189H198ZM7 191V190H6ZM14 191V190H13ZM69 191H71V190H69ZM77 191V190H76ZM122 191H124V190H122ZM129 191V190H128ZM187 191V190H186ZM192 191V190H191ZM207 191V190H206ZM0 192H3V191H0ZM127 192V191H126ZM126 192H124V193H126ZM195 192V191H194ZM198 192H200V190L198 191ZM205 192V191H204ZM12 193V192H11ZM10 193V194H11ZM17 193V192H16ZM64 193V192H63ZM76 193V192H75ZM139 193V192H138ZM181 193V192H180ZM192 193V192H191ZM190 193V194H191ZM57 194V193H56ZM61 194V193H60ZM128 194V193H127ZM131 194V193H130ZM148 194V193H147ZM174 194H176V193H174ZM195 194H196V192H195ZM2 195V194H1ZM66 195V194H65ZM69 195V194H68ZM136 194H134V196H135ZM177 195V194H176ZM184 195V194H183ZM263 195V197H261ZM53 196V195H52ZM51 196V197H52ZM61 196V195H60ZM78 196V195H77ZM140 197H141V195H139ZM170 196V195H169ZM186 196V195H185ZM4 197V196H3ZM9 197V196H8ZM11 197V196H10ZM10 197H9V199H10ZM19 196H17V198H18ZM57 197H58V195H57ZM109 197V196H108ZM112 197H113V195H112ZM111 197V198H112ZM114 197H116V196H114ZM113 197V198H114ZM122 197V196H121ZM167 197V196H166ZM173 197V196H172ZM261 197V198H260ZM28 198V197H27ZM61 198V197H60ZM66 198V197H65ZM142 198V197H141ZM150 198H152V197H150ZM155 198H156V196H155ZM161 198V197H160ZM5 199H6V197H5ZM8 199V198H7ZM6 199V200H7ZM15 199V198H14ZM53 199V198H52ZM51 199V200H52ZM54 199H55V197H54ZM59 199V198H58ZM62 199V198H61ZM60 199V200H61ZM108 199V198H107ZM117 199V198H116ZM178 199V198H177ZM11 200V199H10ZM23 200V199H22ZM43 200V199H42ZM41 200V201H42ZM46 200H48V199H46ZM49 200H50V197H49ZM56 200V199H55ZM63 200V199H62ZM121 200H122V198H121ZM147 200V199H146ZM161 200V199H160ZM1 201H2V199H1ZM13 201V200H12ZM29 200L27 199V202H28ZM57 201V200H56ZM55 201V203H58V202H56ZM59 201V200H58ZM118 201V200H117ZM127 201V200H126ZM143 201V200H142ZM153 201V200H152ZM168 201H169V199H168ZM248 201V200H247ZM9 202L11 203V201H8V202H4V203H8L9 204ZM19 203L21 202V199H20V201H18ZM26 202V203H27ZM43 202H44V200H43ZM46 202V201H45ZM103 202H104V200H103ZM132 202V201H131ZM130 202V203H131ZM151 202V201H150ZM157 202V201H156ZM187 202V201H186ZM197 202V201H196ZM148 203V202H147ZM155 203V202H154ZM162 203V202H161ZM164 203V202H163ZM172 203V202H171ZM2 204V203H1ZM16 204V203H15ZM41 204V203H40ZM49 204V203H48ZM58 204H61L62 205V202L61 203H58ZM132 204H133V202H132ZM179 204V203H178ZM196 204V203H195ZM3 205V204H2ZM28 205V204H27ZM31 205V204H30ZM33 205V204H32ZM31 205V206H32ZM52 205V204H51ZM57 205V204H56ZM119 205V204H118ZM126 205L128 206V204L126 203ZM169 205V204H168ZM245 205H247V203H245ZM4 206V205H3ZM18 206V205H17ZM34 206V205H33ZM45 206V205H44ZM48 206H50V205H48ZM116 206V205H115ZM124 206V205H123ZM132 205H130V207H131ZM142 206V205H141ZM159 206V205H158ZM176 206V205H175ZM184 205H182V207H183ZM2 207V206H1ZM1 207H0V209H1ZM27 207V206H26ZM50 207H53V206H50ZM55 207V206H54ZM58 207V206H57ZM114 207V206H113ZM140 207V206H139ZM163 207V206H162ZM189 207V206H188ZM194 207H195V205H194ZM262 207L264 208V203L262 204ZM25 208V207H24ZM24 208H23V210H24ZM39 208V207H38ZM115 208V207H114ZM113 208V209H114ZM132 208H134V207H132ZM185 208V207H184ZM253 208V207H252ZM3 209V208H2ZM5 209V208H4ZM3 209V210H4ZM48 209V208H47ZM53 209V208H52ZM113 209H111V210H113ZM144 209H146V208H144ZM156 209V208H155ZM158 209V208H157ZM186 209H187V207H186ZM247 209V208H246ZM10 210V209H9ZM8 210V211H9ZM20 210V209H19ZM26 210V209H25ZM34 210V209H33ZM55 210V209H54ZM131 211H132V209H130ZM135 210V209H134ZM138 210V209H137ZM217 210V209H216ZM2 211V210H1ZM21 211V210H20ZM19 211V212H20ZM44 211V210H43ZM57 211H59V210H57ZM126 211V210H125ZM11 212V211H10ZM15 212V211H14ZM31 212V211H30ZM115 212V211H114ZM135 212V211H134ZM149 212V211H148ZM151 212V211H150ZM149 212V213H150ZM158 212V211H157ZM160 212V211H159ZM158 212V213H159ZM172 212V211H171ZM170 212V213H171ZM109 213V212H108ZM115 213H118V212H115ZM127 213H128V210H127ZM153 213V212H152ZM151 213V214H152ZM156 213V212H155ZM157 213V214H158ZM161 213V212H160ZM159 213V214H160ZM242 213V212H241ZM254 213H257V211L256 212H253V214ZM3 214V213H2ZM13 214H15V213H13ZM19 214H21V213H19ZM110 215H113V213L112 214H110ZM120 215V214H119ZM122 215V214H121ZM128 215V214H127ZM166 215V214H165ZM250 215V214H249ZM2 215H0V217H1ZM26 216V215H25ZM122 216H124V215H122ZM129 216H131V213H130V211H129ZM128 216V217H129ZM145 216V215H144ZM143 216V217H144ZM147 216V215H146ZM161 216V215H160ZM170 216V215H169ZM172 216V215H171ZM255 216V215H254ZM16 217V216H15ZM47 217V216H46ZM119 217H121V216H119ZM126 217V216H125ZM132 217V216H131ZM175 217V216H174ZM242 217V216H241ZM251 217V216H250ZM256 217V216H255ZM17 218H19V217H17ZM240 218V217H239ZM248 218V217H247ZM72 219V218H71ZM126 219V218H125ZM130 219V218H129ZM128 219V220H129ZM139 219V218H138ZM137 219V220H138ZM142 219V218H141ZM155 219H157V218H155ZM161 219V218H160ZM217 219V218H216ZM229 220H231V218H230V215H229V218H228ZM252 219V218H251ZM258 217H257V221H258ZM17 220V219H16ZM73 220V219H72ZM76 220V219H75ZM116 220V219H115ZM114 220V221H115ZM193 220V219H192ZM239 220V219H238ZM254 220H256V219H254ZM261 220V219H260ZM7 221H9V220H7ZM6 221V222H7ZM131 221V220H130ZM256 221V222H257ZM262 221V220H261ZM2 222H4V221H2ZM11 222V221H10ZM20 222V221H19ZM129 222V221H128ZM127 222V223H128ZM135 222V221H134ZM140 222V221H139ZM155 222V221H154ZM153 222V223H154ZM166 222V221H165ZM210 222V223H211ZM234 222V221H233ZM242 222V221H241ZM22 223H23V221H22ZM113 223V222H112ZM115 223V222H114ZM116 223H118V222H116ZM125 223V222H124ZM163 223H164V221H163ZM222 223V222H221ZM249 223H251V221L249 222ZM252 223H253V220H252ZM258 223V222H257ZM259 223H260V221H259ZM8 224V223H7ZM16 224V223H15ZM18 224V223H17ZM120 224V223H119ZM206 224V223H205ZM209 224V223H208ZM3 225V224H2ZM14 225V224H13ZM107 225H109V224H107ZM127 225V224H126ZM132 225V224H131ZM130 225V226H131ZM242 225V224H241ZM244 225V224H243ZM1 226V225H0ZM5 226V225H4ZM16 226V225H15ZM27 226V225H26ZM25 226V227H26ZM112 226V225H111ZM128 226V225H127ZM133 226V225H132ZM168 226V225H167ZM184 226V225H183ZM196 226V225H195ZM35 227V226H34ZM143 227V226H142ZM170 227H173V226H171L170 225ZM182 227V226H181ZM187 227V226H186ZM12 228V227H11ZM135 228H137V227H135ZM160 228V227H159ZM175 228V227H174ZM177 228V227H176ZM178 228H179V226H178ZM226 228V227H225ZM6 229H8V228H6ZM21 229V228H20ZM26 229V228H25ZM111 229H115V228H111ZM180 229V228H179ZM243 229V228H242ZM253 229V228H252ZM252 229H251V231H252ZM29 230H31V229H29ZM110 230V229H109ZM126 230V229H125ZM131 230V229H130ZM134 230V229H133ZM171 230H172V228H171ZM176 230V229H175ZM185 230H187V229H185ZM241 230V229H240ZM3 231V230H2ZM118 231H119V229H118ZM122 231V230H121ZM179 231V230H178ZM181 231V230H180ZM189 231V230H188ZM212 231V230H211ZM27 232V231H26ZM131 232V231H130ZM167 232V231H166ZM171 232V231H170ZM184 232V231H183ZM205 232V231H204ZM245 232V231H244ZM258 232H260V231H258ZM2 233V232H1ZM134 233V232H133ZM163 233H165V232H163ZM175 233V232H174ZM188 233V232H187ZM223 233H224V231H223ZM246 233V232H245ZM112 234V233H111ZM116 234H117V232H116ZM128 234H129V232H128ZM183 234V233H182ZM194 234V233H193ZM238 234H239V232H238ZM1 235V234H0ZM11 235V234H10ZM23 235V234H22ZM33 235V234H32ZM118 235H120L119 233H118ZM162 235V234H161ZM170 235H172V234H170ZM176 236H177V234H175ZM174 235V236H175ZM179 235V234H178ZM200 235V234H199ZM203 235V234H202ZM201 235V236H202ZM229 235V234H228ZM244 235V234H243ZM250 235V234H249ZM257 235V234H256ZM20 236V235H19ZM160 236V235H159ZM169 236V235H168ZM180 236V235H179ZM183 236H187V234L186 235H184L183 234ZM213 236V235H212ZM36 237V236H35ZM113 237V236H112ZM157 237V236H156ZM210 237V236H209ZM244 237V236H243ZM250 237V236H249ZM264 237V236H263ZM11 238V237H10ZM13 238V237H12ZM11 238V239H12ZM15 238V237H14ZM145 238V237H144ZM147 238V237H146ZM153 238V237H152ZM161 238V237H160ZM165 238V237H164ZM213 238V237H212ZM211 238V239H212ZM241 238V237H240ZM245 238V237H244ZM16 239H17V237H16ZM24 239H25V237H24ZM123 239V238H122ZM125 239V238H124ZM142 239V238H141ZM185 239V238H184ZM209 239V238H208ZM224 239H226V238H224ZM5 240V239H4ZM31 240V239H30ZM32 240H33V238H32ZM138 240V239H137ZM149 240H151V239H149ZM159 240V239H158ZM173 240V239H172ZM183 240V239H182ZM222 240H223V237H222ZM240 240V239H239ZM264 240V239H263ZM23 241V240H22ZM156 241V240H155ZM164 241V240H163ZM196 241V240H195ZM195 241H194V243H195ZM201 241V240H200ZM212 241V240H211ZM219 241V240H218ZM230 241L232 242V240L230 239ZM256 241V240H255ZM1 242H3V241H1ZM0 242V243H1ZM14 242V241H13ZM18 242V241H17ZM34 242V241H33ZM119 242V241H118ZM146 242V241H145ZM190 239L188 238L187 240H186V243L188 244H190ZM225 242V241H224ZM234 242V241H233ZM6 243V245H8V243L7 242H5ZM116 243V242H115ZM171 243V242H170ZM176 243H177V241H176ZM193 243V242H192ZM202 243V242H201ZM200 243V244H201ZM210 243V242H209ZM14 244V243H13ZM32 244V243H31ZM43 244V243H42ZM145 244V243H144ZM147 244V243H146ZM169 244V243H168ZM175 244V243H174ZM197 244V243H196ZM195 244V245H196ZM238 244V243H237ZM241 244H243V243H241ZM245 244V243H244ZM1 245V244H0ZM40 245V244H39ZM112 245V244H111ZM111 245H109L110 247H111ZM138 244H136V246H137ZM171 245V244H170ZM194 245V246H195ZM199 245V244H198ZM198 245H196V246H198ZM206 245H207V243H206ZM55 246V245H54ZM53 246V247H54ZM66 246V245H65ZM135 246V247H136ZM145 246H147V245H145ZM195 246V247H196ZM204 246V245H203ZM226 246V245H225ZM2 247V246H1ZM27 247H29L28 245H27ZM98 247H100V246H98ZM102 247V246H101ZM107 247V246H106ZM131 247V246H130ZM150 247V246H149ZM173 247V246H172ZM185 247H187V246H185ZM213 247V246H212ZM251 247V246H250ZM17 248V247H16ZM60 248V247H59ZM58 248V249H59ZM112 248H113V246H112ZM134 248V247H133ZM141 248V247H140ZM143 248V247H142ZM144 248H146V247H144ZM152 248V247H151ZM161 248V247H160ZM165 248H166V246H165ZM167 248H168V246H167ZM182 248H184V247H182ZM21 249H23V248H21ZM65 249V248H64ZM174 249V248H173ZM186 249V248H185ZM196 249H199V248H196ZM107 250H109V249H107ZM112 250V249H111ZM149 250H151V249H149ZM148 250V251H149ZM183 250V249H182ZM187 250V249H186ZM262 250V249H261ZM67 251V250H66ZM74 251V250H73ZM172 251H174V250H172ZM190 251V250H189ZM202 251V250H201ZM235 251V250H234ZM247 252H248V249L246 250ZM253 251V250H252ZM63 252H65V251H63ZM156 252V251H155ZM185 252H187V251H185ZM250 252V251H249ZM61 253V252H60ZM59 253V255H62V254H60ZM73 253H75V252H73ZM56 254V253H55ZM69 254H71V253H69ZM135 254V253H134ZM153 254H155V253H153ZM157 254V253H156ZM167 254H169V253H167ZM166 254V255H167ZM190 254V253H189ZM216 254V253H215ZM243 254V253H242ZM249 254V253H248ZM257 254V253H256ZM4 255V254H3ZM41 255H43V254H41ZM111 255V254H110ZM114 255V254H113ZM139 255V254H138ZM146 255H148V253H146ZM170 255V254H169ZM168 255V256H169ZM181 255V254H180ZM184 255H186V254H184ZM183 255V256H184ZM227 255V254H226ZM247 255V254H246ZM56 256H58V255H56ZM151 256H154V255H151ZM156 256V255H155ZM157 256H159V255H157ZM162 256V255H161ZM164 256V255H163ZM168 256H166V258L168 257ZM192 256V255H191ZM229 256V255H228ZM256 255H254V257H255ZM263 256V255H262ZM4 257V256H3ZM78 257V256H77ZM133 257V256H132ZM135 257V256H134ZM133 257V258H134ZM141 257H142V255H141ZM165 257V256H164ZM170 257V256H169ZM172 257H173V255H172ZM181 257V256H180ZM225 257V256H224ZM253 257V258H254ZM2 258V257H1ZM4 258H7V257H4ZM30 258V257H29ZM68 258V257H67ZM105 258V257H104ZM144 258V257H143ZM157 258V257H156ZM158 258H163V257H158ZM228 258V257H227ZM252 258V257H251ZM3 259V258H2ZM28 259V258H27ZM31 259V258H30ZM39 259H41V258H39ZM39 259H37V260H39ZM43 259V258H42ZM57 259V258H56ZM97 259V258H96ZM96 259H94L95 261H96ZM101 259V258H100ZM117 259V258H116ZM148 259V258H147ZM181 259V258H180ZM189 259V258H188ZM247 259V258H246ZM261 259V258H260ZM259 259V260H260ZM8 260V259H7ZM36 260V259H35ZM109 260V259H108ZM111 260H113V259H111ZM135 260V259H134ZM144 259H142V261H143ZM146 260V259H145ZM161 260H163V259H161ZM167 260V259H166ZM204 260V259H203ZM233 260V259H232ZM15 261H17V260H15ZM21 260H19L18 262H20ZM34 261V260H33ZM133 261V260H132ZM140 261V260H139ZM141 261V262H142ZM158 260H156V262H157ZM174 261H175V259H174ZM229 261V260H228ZM248 261V260H247ZM3 262V261H2ZM7 262V261H6ZM52 262V261H51ZM114 262H116V261H114ZM135 262V261H134ZM136 262H137V260H136ZM145 262V261H144ZM154 262V261H153ZM161 262V261H160ZM164 262V261H163ZM196 262H198V261H196ZM204 262V261H203ZM220 262V261H219ZM35 263H37V262H34V264ZM111 263V262H110ZM113 263V262H112ZM155 263V262H154ZM169 263V262H168ZM171 263V262H170ZM200 263V262H199ZM205 263H206V261H205ZM1 264V263H0ZM4 264V263H3ZM114 264V263H113ZM118 264V263H117ZM137 264V263H136ZM152 264V263H151ZM163 264V263H162ZM164 264H166V261H165V263ZM175 264H179V261L176 263V261H175ZM184 264H185V262H184ZM204 264V263H203Z\"/></svg>", "mask_w": 264, "mask_h": 264}]
</instances>
